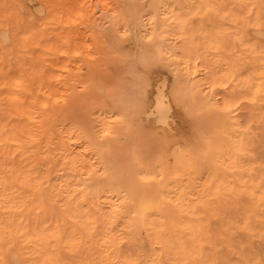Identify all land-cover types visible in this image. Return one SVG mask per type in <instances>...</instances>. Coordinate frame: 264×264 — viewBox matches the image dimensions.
Segmentation results:
<instances>
[{
    "label": "bare ground",
    "instance_id": "1",
    "mask_svg": "<svg viewBox=\"0 0 264 264\" xmlns=\"http://www.w3.org/2000/svg\"><path fill=\"white\" fill-rule=\"evenodd\" d=\"M161 3L162 29L152 17L149 30L126 31L144 67H168V94L161 81L147 107L143 82L130 79L126 94L116 86L111 105L96 108V129L63 115L53 124L54 77L13 65L32 49L66 57V42L27 31L19 47L0 23V264H264V145L236 112L237 101L247 100L264 121V0H251L245 13L220 11L214 0H187V9L179 0ZM190 16L199 23L189 27ZM64 20L54 18L60 26ZM169 31L180 34L181 46L167 42ZM202 66L236 97L216 104L197 78ZM171 109L178 121L168 118ZM188 111L202 117L197 129L187 126ZM150 118L154 129L146 133ZM121 137L129 140L125 150Z\"/></svg>",
    "mask_w": 264,
    "mask_h": 264
},
{
    "label": "rangeland",
    "instance_id": "2",
    "mask_svg": "<svg viewBox=\"0 0 264 264\" xmlns=\"http://www.w3.org/2000/svg\"><path fill=\"white\" fill-rule=\"evenodd\" d=\"M214 1L220 11L245 13L250 8L249 4L251 0ZM161 2L159 0H0V14L3 16H0V23L4 27H9L11 31L9 38L15 41V44H18L19 47L21 46L23 34L27 31H34L42 35L43 42H52L53 40L54 43H59L63 41L66 42L63 46L69 49V55L66 57L47 56L43 58L37 49H32L28 57L22 58V56H18L17 61L15 59L13 60L14 66L20 61L21 63L24 62L32 66L33 69L40 70L41 73H39V76L46 77L45 80H49L52 76L54 77L52 81V86L55 90L54 95H57L56 98H59L56 99L53 97L51 104L53 124L58 116L63 115L68 121L78 123L86 129L98 128V126H95L96 108L101 106L108 108L111 105L112 97L110 90L115 89L116 86L123 89L124 94H126L125 90L130 79H139L143 82V91L141 94L146 97L148 102L147 107L153 105L155 97H157L158 88H162L159 84L161 81V84L164 83L162 92L168 94L172 83V75L168 67L162 63H153L148 68L144 67L140 60L143 57L142 50L136 49L138 45L137 41L133 39L134 33L126 31V28H133V26L137 35L141 33L139 32L140 29L149 30L153 25L152 17L160 23L159 27L162 29L163 15ZM160 3L159 9H157L158 18H156L157 15L156 17L154 16L153 9ZM179 4L184 9H187V0H179ZM34 7L37 8L34 9ZM61 14L63 19H68L66 23L64 20L65 24L63 26L54 22L55 16ZM138 16H140L142 26L140 23L138 25L134 23V19ZM148 17L149 20L147 19ZM187 19L190 25L189 27H191V24H198L200 20L196 16H190ZM246 19L250 20L249 17ZM229 20L230 17H227L225 20L227 25L231 22ZM163 27L168 29L170 25L163 24ZM249 28H252L251 24H249ZM176 32L169 31L167 42L181 46L180 34ZM201 32L202 30L200 29L195 32L194 37L198 41L202 39ZM192 33H194L193 30ZM142 36V40L146 41L148 35H145V31H142ZM132 51L133 53L130 54ZM202 51L206 53L208 58L212 56L211 51ZM17 53L20 54L21 52L17 51ZM39 55L40 57H38ZM128 58L133 62H130ZM133 58L135 61L132 60ZM136 58H138L137 61ZM123 66L124 69H121ZM220 67V64L216 65L217 69ZM218 77L219 75L216 73V70H206L203 66L199 67L197 71V78L202 83L203 92L208 91L212 93L216 104L221 105L224 98H235L236 91L234 92L231 87L225 88L220 80L218 81ZM236 106L237 118L240 123L243 126L251 125L255 139L260 145H264V121L261 112L247 100L243 99L238 100ZM254 114H256V119ZM215 115L216 113L214 114L213 111H210L206 117L208 116L209 119ZM168 118H171L170 121H178L172 109ZM200 119L202 120V117L199 113L188 111L185 120L189 128L197 129L203 123V121L200 122ZM215 119L216 117H213L210 121L206 118V125L212 127L213 124H216V121L214 122ZM261 121L262 123H260ZM208 122H212L213 124H209ZM262 125L263 128L260 129ZM150 129H154V121L152 118L146 122V133ZM54 130L55 128L52 127L53 133L56 132ZM117 130L118 132H122V129H119V125H117ZM120 140V144L123 146L122 149L125 150L129 146V140L126 137H121ZM71 147L76 151L79 148L77 144H71ZM91 154L92 152L88 150L87 156L91 157ZM36 158L38 163L42 162L40 153H37ZM124 250L129 251L128 246H124Z\"/></svg>",
    "mask_w": 264,
    "mask_h": 264
}]
</instances>
